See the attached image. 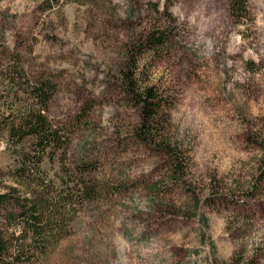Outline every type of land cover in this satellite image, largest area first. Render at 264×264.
<instances>
[{"label": "rangeland", "instance_id": "obj_1", "mask_svg": "<svg viewBox=\"0 0 264 264\" xmlns=\"http://www.w3.org/2000/svg\"><path fill=\"white\" fill-rule=\"evenodd\" d=\"M159 5L96 0L43 10L39 0H0V64L19 52L31 78L57 83L50 117L72 131L71 160L96 165L100 191L72 234L32 264H264V0H249L245 23L227 0H177V29L152 53L144 36L168 25ZM131 72L167 99L161 145L134 133ZM168 144L185 160L180 181ZM11 160L0 139V166Z\"/></svg>", "mask_w": 264, "mask_h": 264}, {"label": "trees", "instance_id": "obj_2", "mask_svg": "<svg viewBox=\"0 0 264 264\" xmlns=\"http://www.w3.org/2000/svg\"><path fill=\"white\" fill-rule=\"evenodd\" d=\"M96 0H39L43 10L68 3ZM177 0H163L158 12L168 22L144 36L143 43L156 53L177 29L171 7ZM232 18L245 23L250 17L249 0H227ZM127 93L140 111L136 136L147 143L165 142L159 129L161 111L166 106L164 92L154 85H140L133 72L126 74ZM57 83L45 76L31 78L19 52L0 64V139L6 143L11 163L0 166V264H32L46 259L59 242L71 235L73 222L89 201L99 194L91 173L96 165L72 161V131L50 117V104ZM164 150L171 160V177L184 176V158L176 145ZM264 174V138L260 143ZM46 164H49L47 168ZM262 183V178H256ZM222 264H242L234 258Z\"/></svg>", "mask_w": 264, "mask_h": 264}]
</instances>
